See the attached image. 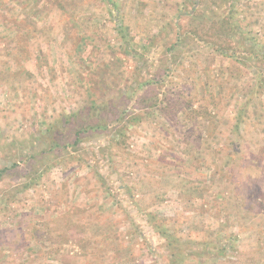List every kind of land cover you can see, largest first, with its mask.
<instances>
[{"label": "rangeland", "instance_id": "obj_1", "mask_svg": "<svg viewBox=\"0 0 264 264\" xmlns=\"http://www.w3.org/2000/svg\"><path fill=\"white\" fill-rule=\"evenodd\" d=\"M0 264H264V0H0Z\"/></svg>", "mask_w": 264, "mask_h": 264}]
</instances>
